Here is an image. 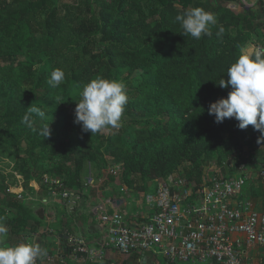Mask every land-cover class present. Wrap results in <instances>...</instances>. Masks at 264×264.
<instances>
[{
	"label": "trees",
	"instance_id": "obj_1",
	"mask_svg": "<svg viewBox=\"0 0 264 264\" xmlns=\"http://www.w3.org/2000/svg\"><path fill=\"white\" fill-rule=\"evenodd\" d=\"M161 4L160 20L149 28L138 0H83L76 6H58L54 0L23 5L19 0H0V77L9 83L18 72L26 76L25 85L34 84L33 91L25 92V101L14 96L17 87L13 90L12 85L1 97L18 106L16 120H22L31 103L46 106L48 116H62L60 127L54 129L56 149L61 152L59 172L81 166L83 157L95 160L102 150L114 162L130 165V171L166 172L170 164L201 154L204 145L214 147L225 124L238 126L234 118L217 123L208 112L211 103L227 98L232 90L217 85L221 78L228 79L232 62L204 58L173 69L171 60L183 30L178 23L171 26L170 19L186 9L175 10L165 0ZM243 11L241 20L246 22L251 12ZM230 12L225 9L227 15ZM233 21L228 25L238 23V14ZM23 29L30 38L23 36ZM150 36L154 42L148 45ZM19 55L27 60L24 67L16 64ZM56 68L63 69L66 78L52 88L44 82V71L51 77ZM124 72L128 74L122 81L128 95L123 114L127 123L109 128L110 132H83L74 123L83 86L97 76L120 81ZM19 213L23 225L28 217L22 209Z\"/></svg>",
	"mask_w": 264,
	"mask_h": 264
},
{
	"label": "rangeland",
	"instance_id": "obj_2",
	"mask_svg": "<svg viewBox=\"0 0 264 264\" xmlns=\"http://www.w3.org/2000/svg\"><path fill=\"white\" fill-rule=\"evenodd\" d=\"M54 1L58 6H76L73 4H80L83 0ZM138 1L144 8L149 28H152L160 20L158 15L161 11V0ZM28 2L30 0H19L20 5ZM165 2L175 10L200 7L214 13L217 18V24L212 26L213 35L211 38L205 36L196 40L191 36H183L182 40L178 42L171 60L173 69L181 68L187 63H197L204 58H207L208 61L219 59L220 61H228L233 64L241 55L242 50L247 49L249 45L253 47L255 45L264 46L263 12H251L249 16H245L246 22H244L243 19L241 20V17L245 15L242 9L237 11L229 6L228 9L231 12L230 15H227L225 13V9H227L225 6H228V4H224L221 0H189L187 4L186 0H165ZM237 14L239 15L238 23L228 25ZM44 16L45 14H42V17ZM229 18L232 20H229ZM170 24L173 27H177L172 18L170 19ZM221 27H223L224 32L218 37L216 33ZM16 32L19 31H13L12 35ZM21 32L26 39L30 38L29 33L24 29ZM147 39H149L148 45L154 42V36H150ZM253 47L251 51H253ZM45 59L46 57H41V60ZM26 61L23 55H19L16 64L24 67ZM37 68L38 65L34 67V70ZM44 73V82L48 84L50 74L47 70ZM18 74L17 72L9 83L5 82V77H0V202L6 199H10V201L11 199H18L16 196L18 191L16 187L18 186L22 187L20 197L24 199L27 196L35 197L36 194L32 188V186H35L34 182L45 189L43 184L45 179H56L62 181L66 188L70 190L82 191L83 201L81 208L83 209L84 205L88 203L91 207L103 205L108 209L110 214L111 210L108 200L111 199L118 203L124 202L123 204L127 209L135 208L140 210V213L146 214L145 208L142 209L141 206H138V202H140L139 196L155 180L162 181L170 176H182L198 182L208 174L214 172L221 175H235V165L244 158L255 160L258 165L264 164V142L260 141L261 132L254 130L251 125L246 130H240L236 125L232 124L229 126L225 124L226 129L218 136L214 147L204 145L201 154H195L194 158L190 157L182 159L178 163L170 164L166 172L161 170L149 173L138 172L136 170L130 171V165L117 161L114 162V158L104 150H102L101 156H97L95 160L83 157L81 166L74 167L68 173L63 170L59 172L57 169L59 167L58 162L61 152L56 149L54 138L56 132L54 129L56 128L57 130L60 127L62 116L57 114L54 117L48 116L49 119L46 122L50 123L51 138L44 139V137L39 135V126H34L37 130L33 131L26 124L22 123V120H16L13 115L16 113L19 115L20 110L18 106L15 108L6 98L1 97L3 91L7 90L10 85L14 86L13 90L17 87L14 96H20L19 98L24 101L27 99L24 98L25 92L33 91L34 84L25 85L24 79H26V76L23 74L19 76ZM127 75V72H124L120 81H123ZM35 98H31L30 101L33 102ZM21 109L24 110V108ZM43 109L45 111L48 110L46 106ZM71 110L73 111V109ZM71 110L69 112H72ZM126 123L127 119L122 116L121 126H124ZM106 131L110 132L111 130L108 128ZM252 175L254 177L248 184V190L253 201L256 199L259 202L264 199V187L256 179L254 171H252ZM10 191L12 194H10ZM45 192L40 189L39 196L47 198L46 203L48 202L49 206H51L55 200L46 195ZM133 193L139 195L135 196ZM135 197H137V201ZM31 204L32 209L37 210L40 207L36 202ZM260 204L264 210V200ZM55 209L54 218L48 220L47 225H44L47 230H57L59 224L65 221L61 217L63 212L58 210L57 205ZM80 217L83 220H88V216L87 218L84 215ZM29 219L31 226L36 224L39 228L40 220L35 214H31ZM32 231H34V228Z\"/></svg>",
	"mask_w": 264,
	"mask_h": 264
},
{
	"label": "built area",
	"instance_id": "obj_3",
	"mask_svg": "<svg viewBox=\"0 0 264 264\" xmlns=\"http://www.w3.org/2000/svg\"><path fill=\"white\" fill-rule=\"evenodd\" d=\"M235 171V175L214 172L198 182L182 176L153 181L140 195L147 210L143 224H130L122 204L111 199L110 214L103 205L90 207L88 213L98 217L101 235L91 244L69 237L72 258L79 264L99 263L107 251L150 252L169 263L255 264L252 260L260 257L259 264H264V257L253 254L264 250V210L256 207L248 190L252 171L264 187V164L244 158ZM43 184L64 210L81 208V190H70L56 179H45ZM64 256L60 251L56 259L47 256L37 264H65Z\"/></svg>",
	"mask_w": 264,
	"mask_h": 264
},
{
	"label": "clouds",
	"instance_id": "obj_4",
	"mask_svg": "<svg viewBox=\"0 0 264 264\" xmlns=\"http://www.w3.org/2000/svg\"><path fill=\"white\" fill-rule=\"evenodd\" d=\"M175 23L182 28V36H191L199 40L202 37L211 38L212 26L217 24L216 15L203 8L187 9L183 14L175 16ZM221 27L216 35L223 34ZM252 45L242 50L235 63L227 70L228 79L221 78L218 87H231L227 98H221L209 105V115H214L217 123L226 118L237 120L238 128L246 130L249 125L261 132L264 139V46ZM251 51V54H250ZM66 78L61 68L51 72L48 80L52 88H58ZM80 100L76 102L74 123L80 124L83 132L92 135L108 128L121 127L125 105L128 103L126 85L122 81L107 79L101 76L90 80L83 86ZM46 111L33 103L25 110L22 123L36 131L39 126V135L48 138L51 135L50 123ZM259 142V141H258ZM8 229L0 223V264H37L42 256L41 248L31 239L15 246L6 243Z\"/></svg>",
	"mask_w": 264,
	"mask_h": 264
},
{
	"label": "crops",
	"instance_id": "obj_5",
	"mask_svg": "<svg viewBox=\"0 0 264 264\" xmlns=\"http://www.w3.org/2000/svg\"><path fill=\"white\" fill-rule=\"evenodd\" d=\"M221 1H223L224 4H228V6H225L227 9L229 8V6H231L237 11L242 9V10H249L252 13L254 12L264 13V0H221ZM34 184L35 186H32V188L35 191L36 199L35 197H31V196L30 197L27 196L26 199L20 197V195L22 194V187L18 186L16 187L18 190V191L16 190L17 191L16 196L18 197V199L17 198L16 200L11 199V201L10 199H6L5 201L0 202V223H2L8 229L6 236V243L10 246H15L25 242L28 239H31V241L36 245L42 244L48 256H51L56 259L61 251L65 255L64 256L65 264H79L75 261L74 258H72L71 250L73 247L71 244L64 245V244H59L58 242L49 243L47 240L50 236L57 238L59 235H67L68 238L73 237L78 239H85L87 244H91L95 242L101 235L100 233L102 227L100 226L98 217L96 215L90 214V212L88 213L91 207L89 203L84 205V209L78 207L75 211L72 212L70 211L68 212L64 210L58 200L53 201L52 205L49 206V203L48 202L46 203L47 198H44L43 196L42 197L39 196L40 189L44 191L46 190L40 187L36 182H34ZM10 194H12L11 191ZM134 194L135 193H133V195ZM138 195L139 194H135V196ZM139 197H140L139 198L140 202H138V206H141L142 209H144L145 207L142 204L141 196ZM135 200L136 201L138 200L137 197H135ZM263 200L262 201L260 200L258 202L256 201V199H254V203L258 209H262L260 203H262ZM30 202L31 203L36 202V204H38L40 207L37 210L32 209V204ZM123 203L121 204L125 212L128 213L126 217H127V221L130 224H136V223L143 224L145 222V219L147 217L146 208L144 209L146 210V214H142L138 209L125 208ZM56 205L58 206V210L63 212V215H61V217L63 218V220L65 219V221H62L61 224H59L57 230L55 229L53 231L47 230V228H45L44 225L45 224L47 225L48 220L54 218ZM110 205L112 206V204ZM20 209H22V212L25 215V217L26 216L28 217V220L23 225L22 224L20 225L18 221V219H20L21 216L19 213ZM31 214H35L37 218L40 220L39 228L36 224L34 226L33 225L31 226V221L29 219ZM82 215H84L86 218L88 216L87 218L88 220H83L80 217ZM33 228L34 231H32ZM73 230L75 231L73 232ZM50 232L54 234L51 235ZM253 254H258L259 256L264 257V250L257 249L256 251H253ZM261 259L262 258L260 257H255L254 260L252 261L255 264H259ZM85 264H185V263H180V262L169 263L163 258H157L153 256L150 252L141 253V254L135 253L130 255H122L114 251H107L102 261H100L99 263H85Z\"/></svg>",
	"mask_w": 264,
	"mask_h": 264
},
{
	"label": "water",
	"instance_id": "obj_6",
	"mask_svg": "<svg viewBox=\"0 0 264 264\" xmlns=\"http://www.w3.org/2000/svg\"><path fill=\"white\" fill-rule=\"evenodd\" d=\"M114 204L119 206L121 204V202L118 203L117 201H115ZM67 240H68V236L67 235H59L57 238L53 237V236H50L47 241L49 243H53V242H58L59 241V243L66 245L67 244ZM38 246L42 250V256L40 257L39 260H45V258L48 256V254L45 252L44 246L42 244H40Z\"/></svg>",
	"mask_w": 264,
	"mask_h": 264
}]
</instances>
